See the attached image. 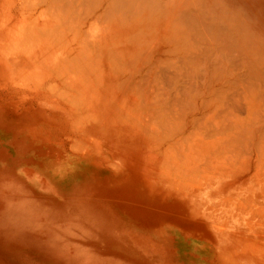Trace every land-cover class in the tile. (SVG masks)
<instances>
[{
	"label": "bare ground",
	"instance_id": "1",
	"mask_svg": "<svg viewBox=\"0 0 264 264\" xmlns=\"http://www.w3.org/2000/svg\"><path fill=\"white\" fill-rule=\"evenodd\" d=\"M1 1L0 63L11 72L0 83L69 104L80 122L60 130L73 132V151L117 168L103 147L120 144L165 192L173 185L197 207L206 193L213 222L237 217L232 231L264 235V0ZM48 177L0 178V264H19L20 253L46 264H166L164 239L97 206L106 185L66 193ZM220 226L223 247L230 232ZM242 248L215 262L250 264Z\"/></svg>",
	"mask_w": 264,
	"mask_h": 264
},
{
	"label": "rangeland",
	"instance_id": "2",
	"mask_svg": "<svg viewBox=\"0 0 264 264\" xmlns=\"http://www.w3.org/2000/svg\"><path fill=\"white\" fill-rule=\"evenodd\" d=\"M2 4L3 2L0 0V6ZM2 9L4 8L0 7V11ZM10 72L11 70L8 66L0 63V81L5 79V76H9ZM50 96L48 94L44 95L42 91L35 89L18 88V90H10L7 85L0 83V178L16 177V173L25 174L29 171L48 172L49 182L66 193L70 192L69 189H75L80 186V183L84 181L89 184L94 181V185L100 184L103 187L106 185L108 188L105 190L109 193L104 192L102 194V199H106V201L100 202L96 197L91 198L93 196L88 193L91 198L90 201L95 202L98 200L100 204L97 206L103 209V212H107V215L113 218L112 220L119 219L125 222L127 219L141 227L133 228V230L143 229L150 232L152 236L158 234L160 238L166 240L165 243L164 240L161 242V246L162 243L164 245L166 264H204L205 262V264H217L218 261V263L221 262V256L220 258L218 257L220 251L230 250L228 252L232 254L231 249L236 244L239 245V248H241V245L245 247L242 250L246 252L247 256H250L249 258L252 261L250 264H263L262 253L264 252H260V250L263 249L262 251H264V235L254 234L248 230L238 233L232 231L230 226L235 224L237 217L232 218L229 216V219L221 220L219 223L213 222L209 214L201 207L204 198L208 195L206 193H204V197L202 196L203 198L197 207L190 203L188 197L179 189L174 188L175 186L173 185H170L169 192H165L166 188L163 187V181L159 180L157 182L156 177L144 174L141 171V167L136 163L134 164V162H138L141 159V155L139 154V156L138 152L133 154V158L135 157L136 159L132 158V162V159L130 157L128 159L126 154H124V149L118 147L120 144L114 146V143H111L112 141H108L111 146L106 144V148L103 147L104 151L101 148L102 146L100 148L95 147L97 150L94 148V151L93 149L89 150L92 151L90 154L92 158L96 157L94 154H97L96 159L98 162L103 152H110V149L117 152L116 155L122 160V164L120 165L113 157V162L119 165L117 168L115 167L116 169L113 166V169L109 164L99 163L97 165L94 164L95 162H91L92 160L84 158L82 154L86 151H82L83 153L81 152V154L76 150L73 151L71 141L68 139L70 134L73 137V132L71 133L68 130L64 137V134H62L63 128L61 131L60 126L62 127L64 123H78L80 121L78 120L77 122V118L70 111H67L70 109V107L68 108L69 104L66 106V103L58 98L59 96L57 98ZM59 116L61 119L58 118L59 120L56 122V118ZM65 118L69 120H63ZM61 120L63 124H61ZM37 124H39V127ZM54 125L59 128L56 127L54 129ZM43 126L46 128H43ZM70 130L72 131V129ZM60 134H62L61 138ZM66 141L67 144L65 145ZM11 150L13 151L12 153ZM75 166L79 167L76 168ZM82 170L84 171L82 172ZM126 171L129 176L125 173ZM131 193L132 196H130ZM112 194L116 196L114 201L109 197ZM99 208L95 209L100 210ZM89 215L90 218L95 217L91 214ZM107 215L105 214V220L108 218ZM101 217L104 219L103 216ZM247 220H249V217L241 219V221ZM218 225L230 232L228 234L230 238L224 239L223 247L219 246V239L216 234L215 226L218 227ZM147 232H144V234ZM261 238L263 241H261ZM250 249L256 251L252 253ZM215 251L217 252L214 259ZM26 254L20 253L14 258L19 264H46L44 260ZM205 255L206 260L204 259ZM257 257H259V262H257ZM186 260L189 261L187 262ZM133 261L139 262L137 258ZM154 261L152 259L150 264H158L154 263Z\"/></svg>",
	"mask_w": 264,
	"mask_h": 264
}]
</instances>
